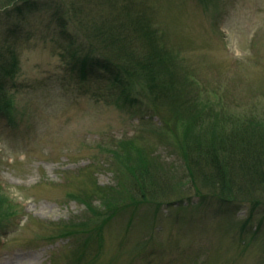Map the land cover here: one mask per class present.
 Masks as SVG:
<instances>
[{
	"label": "rangeland",
	"instance_id": "1",
	"mask_svg": "<svg viewBox=\"0 0 264 264\" xmlns=\"http://www.w3.org/2000/svg\"><path fill=\"white\" fill-rule=\"evenodd\" d=\"M48 1L0 0V50L17 61L0 112V264H264L263 199L179 187L186 142L264 124V0H56L89 18V42L115 17L144 28L169 76L158 91L72 72L82 55L62 50ZM144 166L164 181L147 202L131 182Z\"/></svg>",
	"mask_w": 264,
	"mask_h": 264
},
{
	"label": "trees",
	"instance_id": "2",
	"mask_svg": "<svg viewBox=\"0 0 264 264\" xmlns=\"http://www.w3.org/2000/svg\"><path fill=\"white\" fill-rule=\"evenodd\" d=\"M2 1L9 3L15 0ZM44 10L48 11L58 27L59 37L63 43L62 50L69 53L72 59L77 54L82 55L80 60H75L72 67H69L80 78L93 80L96 77L102 78L105 74L110 75V78L113 76L114 80L121 81L119 73H122L126 80L145 83L151 91H158L160 83L169 82V76L164 77L156 67L158 55L152 46L154 41L151 38H145L146 31L144 28L141 29L139 24L133 21H119L117 17L102 23L100 28L99 26L94 28L90 36V40L97 43L98 46H96L89 42L87 37L82 36L83 31H87L85 27L89 28L90 20L77 8L73 6L69 8L67 3L51 0L44 3ZM73 18L81 24H79V34L77 31L74 33L71 31L74 28L70 22ZM103 45H107L112 51L107 52ZM16 67L17 61L10 48L6 51L0 50L2 72L0 112L2 114L5 105L7 109L11 108L10 103H4V95L7 92L5 79L13 75ZM224 131L223 128L218 135L186 142L181 150L180 158L188 176L185 179L186 182L181 183L179 187L183 184L182 187L194 188L203 184L207 191L211 192L210 189L215 188L214 199L219 194H222V197L247 194L252 197H248V200L252 201L255 196L264 201V124L254 125L246 131L241 128L240 133L235 131L228 136H222ZM127 162L130 164V161ZM140 168L135 172L137 178L130 177L133 184L132 192L136 194L139 201L147 202L150 197L152 200L155 198V194L163 187L164 181L154 176L153 170H150L148 166ZM157 184L158 187H156ZM151 190L156 191L150 192ZM188 193L191 199L193 193L189 191ZM4 201L6 202L5 198ZM263 201H259L260 204H263ZM135 202L136 198H133V203ZM231 203L233 202L230 201L228 205L234 206ZM118 208L107 209L106 213L110 215L119 211L115 210Z\"/></svg>",
	"mask_w": 264,
	"mask_h": 264
}]
</instances>
